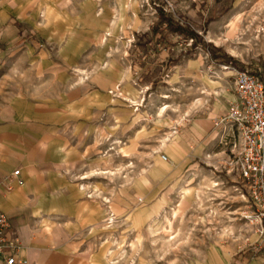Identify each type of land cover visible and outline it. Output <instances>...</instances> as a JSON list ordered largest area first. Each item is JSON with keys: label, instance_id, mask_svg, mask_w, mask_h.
Segmentation results:
<instances>
[{"label": "rangeland", "instance_id": "obj_1", "mask_svg": "<svg viewBox=\"0 0 264 264\" xmlns=\"http://www.w3.org/2000/svg\"><path fill=\"white\" fill-rule=\"evenodd\" d=\"M155 6L237 63L226 66L264 82V0H0V114L26 110L29 98L62 106L61 66L81 67L86 92L89 76L103 74L97 96L86 93L100 111L98 144L79 169L91 199L100 194L107 204L89 246L96 264H188L215 242L250 243L255 229L218 141L197 157L169 154L195 108L210 100L224 108L225 64L210 62L202 47L191 52L193 41L177 35L156 54L146 44ZM118 201L120 214L111 211Z\"/></svg>", "mask_w": 264, "mask_h": 264}, {"label": "crops", "instance_id": "obj_2", "mask_svg": "<svg viewBox=\"0 0 264 264\" xmlns=\"http://www.w3.org/2000/svg\"><path fill=\"white\" fill-rule=\"evenodd\" d=\"M225 24L214 27V36H219ZM231 69L221 72L224 108L213 107L210 100L182 119L173 140L175 147L169 151L172 157L180 154L179 159H186L214 150L220 138L215 121L236 98L234 81L232 85L227 81L234 80ZM102 75L89 76L85 86L94 87L87 89L88 95L97 96L94 92L99 90ZM81 79L80 66H61L62 106L44 101L49 106L41 108L29 98L26 110L14 107L11 114H0V210L12 220L11 233L21 240L18 260L26 264H96L89 246L96 229L107 220V204L100 194L91 199L85 182L88 177L79 169L87 165L88 152L97 147L101 126L95 117L100 111L94 108ZM16 170L18 177L13 174ZM119 203L110 205L116 214L122 210ZM254 223L250 243L215 242L188 264H264V226Z\"/></svg>", "mask_w": 264, "mask_h": 264}, {"label": "built area", "instance_id": "obj_3", "mask_svg": "<svg viewBox=\"0 0 264 264\" xmlns=\"http://www.w3.org/2000/svg\"><path fill=\"white\" fill-rule=\"evenodd\" d=\"M231 70L236 98L215 121L218 142L227 152L226 172L243 183L254 220L264 226V82L248 69ZM19 172L16 170L14 176L18 177ZM23 183L17 179L18 186ZM11 229L12 220L0 210V260H5V264H26L24 259L18 260L21 240Z\"/></svg>", "mask_w": 264, "mask_h": 264}, {"label": "trees", "instance_id": "obj_4", "mask_svg": "<svg viewBox=\"0 0 264 264\" xmlns=\"http://www.w3.org/2000/svg\"><path fill=\"white\" fill-rule=\"evenodd\" d=\"M157 12L158 21L152 24L150 30L153 34V37L148 40L146 43L147 46L151 44L153 50L156 51V54H160V51L163 48L174 46L175 43L172 41V37L177 35L183 39L192 40L193 44L190 46L189 49L191 52L196 50L198 47H202L210 51V62L214 63L215 65H229L232 67H236V61L229 57L227 53H223L222 49L207 45L202 37L198 35L194 29L191 28L189 25H181L178 21H176L172 15L166 12L163 6L158 7L155 6ZM146 46V45H145ZM243 67L239 66L238 69Z\"/></svg>", "mask_w": 264, "mask_h": 264}]
</instances>
